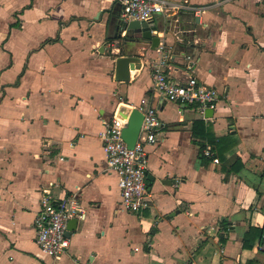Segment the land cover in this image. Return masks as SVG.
I'll return each mask as SVG.
<instances>
[{
    "label": "crops",
    "instance_id": "crops-1",
    "mask_svg": "<svg viewBox=\"0 0 264 264\" xmlns=\"http://www.w3.org/2000/svg\"><path fill=\"white\" fill-rule=\"evenodd\" d=\"M170 1L152 34L170 77L218 90L208 120L157 102L160 47L117 29L118 1L0 0V264H264L260 236H246L264 224V0ZM123 47L141 58L127 82L114 79ZM119 103L157 104L163 124L139 212L122 209L102 144ZM48 186L85 209L58 260L36 242Z\"/></svg>",
    "mask_w": 264,
    "mask_h": 264
},
{
    "label": "built area",
    "instance_id": "built-area-1",
    "mask_svg": "<svg viewBox=\"0 0 264 264\" xmlns=\"http://www.w3.org/2000/svg\"><path fill=\"white\" fill-rule=\"evenodd\" d=\"M116 1L121 7L120 18L124 22L151 21L167 7L176 8V4L170 0ZM152 32L154 33V30ZM178 39L180 41L179 36ZM159 47L160 56L151 65L152 90L157 102L161 104L164 101H171L182 107L190 105L197 110L201 118L210 119L206 112L208 109L216 108L219 100L218 90L212 85L200 82L195 75H189L184 81L170 77L166 72L171 59L170 52L164 41L159 42ZM121 100L122 97L119 96L118 101ZM137 109L142 113V122L133 146L129 147L122 137L125 119L114 116L106 120L101 134L107 169L116 173L119 178L121 207L132 212L145 210L151 205L147 191L149 157L146 146L156 142V135L163 127L157 104H142ZM203 154L212 157L209 148H205ZM84 216L85 209L77 193L57 198L49 186L43 187L39 197V209L34 218L36 242L46 254L58 260L69 247V238L65 234L68 221L71 218L81 220Z\"/></svg>",
    "mask_w": 264,
    "mask_h": 264
},
{
    "label": "water",
    "instance_id": "water-1",
    "mask_svg": "<svg viewBox=\"0 0 264 264\" xmlns=\"http://www.w3.org/2000/svg\"><path fill=\"white\" fill-rule=\"evenodd\" d=\"M121 28L122 30H128L127 35L130 31L136 33L135 37L139 40L141 38L151 41L152 48H156L159 45L160 37L152 34V31L156 29V25L152 21H138L131 20L129 22H124L119 20L117 29ZM119 54L115 58V67H114V79L117 81L127 82L130 80V70L139 69L141 67V58L138 55L128 54V51L125 48L119 49ZM213 110L208 109L206 114H212ZM116 116L120 119L126 120V125L122 130V137L126 144L131 147L134 145L142 122V113L135 107L130 104L119 103L116 106ZM150 180V177H147V181ZM77 219L71 218L66 227V236L70 237L71 232L77 226Z\"/></svg>",
    "mask_w": 264,
    "mask_h": 264
},
{
    "label": "trees",
    "instance_id": "trees-1",
    "mask_svg": "<svg viewBox=\"0 0 264 264\" xmlns=\"http://www.w3.org/2000/svg\"><path fill=\"white\" fill-rule=\"evenodd\" d=\"M256 235H259L260 236V238H261V245L264 246V224H263V226L261 228H253V227H250L248 233L246 234V236L248 238L251 237V239H253Z\"/></svg>",
    "mask_w": 264,
    "mask_h": 264
},
{
    "label": "rangeland",
    "instance_id": "rangeland-1",
    "mask_svg": "<svg viewBox=\"0 0 264 264\" xmlns=\"http://www.w3.org/2000/svg\"><path fill=\"white\" fill-rule=\"evenodd\" d=\"M123 43H124V42L122 41V42H121V45H124Z\"/></svg>",
    "mask_w": 264,
    "mask_h": 264
}]
</instances>
